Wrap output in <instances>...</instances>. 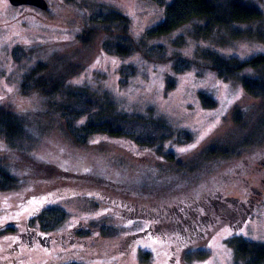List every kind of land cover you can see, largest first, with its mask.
Returning <instances> with one entry per match:
<instances>
[{
	"label": "rangeland",
	"instance_id": "374dc122",
	"mask_svg": "<svg viewBox=\"0 0 264 264\" xmlns=\"http://www.w3.org/2000/svg\"><path fill=\"white\" fill-rule=\"evenodd\" d=\"M47 1L41 9L0 0V104L27 114L31 134L18 140L0 136V164L18 180V186L0 191V264H245L230 241L242 236L264 243V99L207 66L177 73L175 88L168 90L172 61L143 50L129 57L113 53L103 30L88 41L80 35L92 13L108 6L131 18L136 39L163 45L170 56L179 51L201 62L199 53L214 47L248 59L264 53V42L233 38L229 28L196 37L200 21L145 38L165 16V6L154 0ZM253 1L264 9V0ZM234 26L254 33L264 21ZM18 46L27 55L16 58ZM57 59L67 86L106 97L116 113L165 120L173 136L147 146L128 136L95 133L78 145L65 119L39 93L23 92L33 66H54ZM127 64L135 73L124 83ZM200 92L217 105L205 106ZM219 200L246 215L240 229L222 209L217 212ZM52 207L63 208L67 217L46 230L37 217ZM180 212L200 219L201 232L192 240L183 232ZM28 227L51 235L52 245H31Z\"/></svg>",
	"mask_w": 264,
	"mask_h": 264
},
{
	"label": "trees",
	"instance_id": "16d2710c",
	"mask_svg": "<svg viewBox=\"0 0 264 264\" xmlns=\"http://www.w3.org/2000/svg\"><path fill=\"white\" fill-rule=\"evenodd\" d=\"M154 1L165 6V16L161 22L146 31L145 38L163 36L188 23L200 21L203 23L197 25L196 37H208L216 29L229 28L233 38L254 36L257 40L264 42V26L254 33H243L234 26L238 23L264 21V9L255 4L253 0ZM90 24L89 28L80 35L84 41H88L95 30H103L109 34L105 47L113 53L129 57L135 51L143 50L148 56L158 55L166 61H172V68L167 75L168 90L175 88L177 73L197 66H207L223 79H237L245 92L264 99V53L241 59L237 56H226L214 47H206L199 53L202 57L201 62L179 51L170 56L165 46L151 47L147 45L146 39H136L131 31V18L122 11L108 6H99L92 13ZM178 44L180 45V42ZM14 50L13 54L16 58L27 55L24 48L20 46ZM61 63L62 60L57 59V64L54 66L44 63L33 66L24 76L23 92L24 94L39 93L48 107L55 109L58 117L65 119V130L78 145H85L89 136L95 133L128 136L139 144L147 146L162 144L173 136L175 131L165 120L116 113L113 103L106 97L97 95L86 88L77 89L67 86L65 77L58 73L60 71L58 66ZM122 72L125 76L123 82L126 83L135 73V66L127 64ZM200 95L205 106L215 107L217 105L216 99L208 93L200 92ZM234 113L236 119L242 121L243 117L238 108ZM28 123L27 114L14 109L9 103L0 104V136L11 140L30 139ZM185 135L191 138L190 134ZM50 170V173L54 175L61 173L56 168L53 170L50 168ZM16 186H18V180L9 172L6 165L0 164V191H8ZM218 202L216 203L217 212L222 209L231 217L234 229H240L246 215L243 214L241 218L236 207L230 208L222 200ZM66 217L67 212L63 208L52 207L42 209L37 218L46 230H53L58 228ZM230 242L237 258L245 264H264L263 242L252 241L242 236H237Z\"/></svg>",
	"mask_w": 264,
	"mask_h": 264
},
{
	"label": "flooded vegetation",
	"instance_id": "af4514ba",
	"mask_svg": "<svg viewBox=\"0 0 264 264\" xmlns=\"http://www.w3.org/2000/svg\"><path fill=\"white\" fill-rule=\"evenodd\" d=\"M33 6V5H30ZM36 7V6H33ZM38 8V7H36ZM177 210V209H176ZM181 215L180 220H184L183 225V232L185 233L186 237H188L189 240L194 239V237L198 236L197 234L200 233V219L193 218L192 214L193 212H180ZM186 223V224H185ZM28 233L30 234V244L36 245L37 241L39 240L42 242L43 245L47 244L48 246L52 245V237L51 235H44L43 232H36L31 227H28ZM64 239L67 237L66 234H63L62 236ZM55 238H59L58 235L55 236ZM71 240H75L74 238H71Z\"/></svg>",
	"mask_w": 264,
	"mask_h": 264
},
{
	"label": "water",
	"instance_id": "95a60500",
	"mask_svg": "<svg viewBox=\"0 0 264 264\" xmlns=\"http://www.w3.org/2000/svg\"><path fill=\"white\" fill-rule=\"evenodd\" d=\"M10 2L17 6L18 5H33L41 9H47L49 5L47 0H10Z\"/></svg>",
	"mask_w": 264,
	"mask_h": 264
}]
</instances>
